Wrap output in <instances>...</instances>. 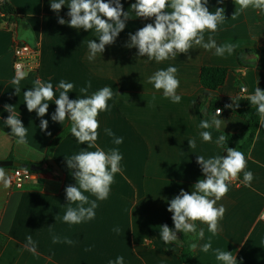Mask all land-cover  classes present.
I'll return each instance as SVG.
<instances>
[{"label": "crops", "instance_id": "1", "mask_svg": "<svg viewBox=\"0 0 264 264\" xmlns=\"http://www.w3.org/2000/svg\"><path fill=\"white\" fill-rule=\"evenodd\" d=\"M9 1L21 14L30 17L16 29H0V162L37 165L41 170L34 173L23 189H15L9 181L12 168L4 167L8 186L0 181V264H115L118 256L124 258L123 264H178L182 249L175 241L162 240L160 226L172 217L167 211L171 199L181 189L191 192L192 185L204 178L197 157L224 156V149L216 143L219 136L243 134L247 130L243 118L228 113L216 117L221 120L219 129L214 125L202 129L200 123L213 119L216 112L211 108L213 100L229 98L233 107L240 109L256 87H264V69L260 68L262 62L264 65V11L251 6L242 10L235 0H208L209 11L223 8L225 19L214 33L205 30L204 40L207 42L211 36L217 45L233 44L234 52L217 56L214 49L205 50L194 44L188 53H178L175 58L157 63L138 57L135 47L125 46L129 33L135 34L147 23H154V18L137 17L131 0H120L129 16L125 29L113 44L105 46L103 53L89 61L88 42H99L95 29L78 30L68 23H58L59 18L70 20L67 15L70 0H64L59 13L50 7L51 2L59 0ZM16 42L37 51V59L24 69L19 85L12 83L17 75L13 52ZM169 66L178 69L179 103L164 97L163 90L157 91L148 82L157 70ZM204 66L230 69L226 83L216 91L204 89L200 82ZM37 79L51 82L56 93L51 101H45L49 108L44 117L29 112L24 101L23 93L34 87ZM61 80L74 85L68 93L71 100L90 97L104 87L111 88L108 109L97 117L100 127L95 144L106 153L116 149L122 156L121 171L114 174L106 200L84 193L89 198L84 207H90L93 200L97 207L93 219L79 224L63 221L67 208L79 204L69 205L66 199V187L76 186L72 174L75 170L68 168L66 158L81 150L95 151L96 147L87 148L69 133L54 155L47 157L51 143L71 124L68 119L63 124L51 119ZM16 87L20 88L19 93ZM85 87L88 92L81 93L80 89ZM6 104L14 106V114L27 128L26 144H18L17 137L4 123L10 114L4 108ZM42 119L48 121L46 131L40 128ZM105 129L111 130L112 135ZM203 131L211 133V141L203 140L200 135ZM116 138H123V142L116 144ZM189 140L195 141V148H189ZM245 158L244 171H251L254 176L251 186L244 185V172L236 178L239 186L231 180L227 182V194L215 205L226 209L216 234L208 231L207 224L196 221L197 232L203 229L204 235L197 236L193 264H224L216 259V249L232 252L237 264H264L261 124ZM28 236L35 243V253L25 248ZM53 237L57 242H53ZM206 243H211L208 252L202 251Z\"/></svg>", "mask_w": 264, "mask_h": 264}, {"label": "clouds", "instance_id": "2", "mask_svg": "<svg viewBox=\"0 0 264 264\" xmlns=\"http://www.w3.org/2000/svg\"><path fill=\"white\" fill-rule=\"evenodd\" d=\"M222 2V0H219ZM208 0H136L131 8L135 10L137 17L145 19L154 18V23H147L145 26L135 32L129 33V42L126 47L138 49V57H147L148 60H155L157 63L168 60L169 57L175 58L179 53H188L193 45H199L205 50H215L217 56H224L225 53L231 55L235 50L233 44L217 45L215 39L211 36L207 42L204 40L205 30L215 32L218 24L224 19V9L216 8L215 12H210L206 6ZM235 4L240 9H247L249 6L264 11V0H235ZM64 0L51 2L50 7L54 12L59 13L64 6ZM69 11L67 15L69 21L63 18L58 19L61 25L68 23V26L74 29H83L85 31L95 29L99 34L98 41L88 42L89 55L88 60L95 59L98 53H103L106 45L115 42L119 33L126 27V21L129 19L128 12L124 11L120 0H70L67 5ZM170 9V11H169ZM235 15V13H234ZM234 15L232 17H234ZM18 71L12 83L19 85L24 78V73ZM178 69L175 66H169L166 69L157 70L149 77L148 82L153 84L159 91L163 90V95L170 98L173 103H179L181 96L177 94L180 81L176 77ZM74 85L61 80L58 84L59 97L55 99V112L51 116L54 122L63 124L65 119L71 122L70 133L80 144H86L87 148L96 147L95 142L98 138V128L100 127L97 117L100 112L108 109V100L112 98V90L104 87L94 93L92 96H84L75 100L69 99L68 93L72 91ZM88 87H91L89 82ZM88 87L81 88V93H87ZM19 93L20 88H15ZM24 101L29 112L35 111L39 117H44L48 112L49 103L56 95L51 82H43L37 79L34 87L23 93ZM252 106H255L256 112L260 117V124L264 126V90L256 87L254 94L249 96ZM239 107V104L235 105ZM226 107H233L232 104ZM5 110L10 114L4 123L11 129V133L17 137L18 144H26L27 128L22 121L14 114L13 105H5ZM221 109L217 108L213 119L201 121L200 127L208 129L213 125L219 129L221 120L217 119L221 114ZM42 131L48 128V121L42 119L40 122ZM108 135H112L111 130L105 129ZM51 135L50 132L47 133ZM203 140L208 142L212 140L209 131L200 133ZM227 137L220 135L216 143L225 145ZM116 144H121L123 138H116ZM189 148H195V141L189 140ZM227 155L215 156L205 159L200 155L197 157V164L201 166L204 178L199 179L192 185V191L183 189L178 195H175L169 202L167 211L172 213V221L175 231L170 229L167 224L160 226V237L165 243L177 240V232L195 233L199 238H203L204 230L200 229L197 233L196 221L208 225V231L216 234L219 231V221L222 219L226 209L221 205L216 207V202L224 197L228 190V181L236 179L240 172H244L243 183L250 187L254 176L251 171H244L246 168V158L242 151L237 148L226 147ZM66 158V157H65ZM121 154L113 149L106 153L99 147L95 151L81 150L78 154L66 158L69 169L75 170L72 174L76 180V186L69 185L65 189L68 204L79 202L76 208L69 206L63 221L71 224H79L83 220H91L95 217L94 209L97 207L96 201H91L90 207H84L89 204L88 196L85 192L91 193L98 200H106L109 196L110 186L114 182V174L121 171ZM0 181L8 186L6 172L4 167H0ZM51 227V226H50ZM119 232V229H116ZM25 248L35 253L36 247L31 236H28ZM53 242L57 238L53 237ZM71 243V241H67ZM196 244H191L192 249ZM211 243L202 246V251L208 252ZM216 259L223 261L224 264H237L236 257L229 251L216 249ZM124 258L118 256L115 264H123ZM111 264V262H110Z\"/></svg>", "mask_w": 264, "mask_h": 264}, {"label": "trees", "instance_id": "3", "mask_svg": "<svg viewBox=\"0 0 264 264\" xmlns=\"http://www.w3.org/2000/svg\"><path fill=\"white\" fill-rule=\"evenodd\" d=\"M136 0H131L130 4H134ZM30 15L21 14L14 5L9 0H0V29H16L17 26L21 24L25 19L29 18ZM150 19V18H148ZM261 69H264L263 62L260 65ZM230 69L221 68V67H211L204 66L201 69L200 73V82L204 89L209 91H216L222 87L227 80ZM264 90V87L261 88ZM232 104L233 101L229 98H220L213 100L211 108L216 111L217 108H220L223 113L234 114L243 118L247 122V130L243 134H228L224 133L227 137L225 145L221 146L226 153V147L237 148V150L242 151L247 157L250 154L254 140L256 138L257 132L260 127V117L256 112L255 106L251 105L249 99L246 101V104L243 108L236 109L234 107H226V105ZM71 124L51 143L47 151V157H52L56 148L59 144L66 138L70 133ZM239 140H244L243 143L239 146L235 143ZM13 169V168H12ZM170 229L175 231L174 223L172 218H169L166 222ZM196 224V230L197 223ZM198 231V230H197ZM198 233V232H197ZM177 240L175 241L182 249L180 255V262L182 264H193V257L195 254L194 249L190 247L191 244H196L197 235L195 233L185 234L183 232H177Z\"/></svg>", "mask_w": 264, "mask_h": 264}, {"label": "built area", "instance_id": "4", "mask_svg": "<svg viewBox=\"0 0 264 264\" xmlns=\"http://www.w3.org/2000/svg\"><path fill=\"white\" fill-rule=\"evenodd\" d=\"M15 62L14 70L18 71L17 66H19V71H24V69L31 65L32 61L37 59V51L28 44L16 42L13 48ZM244 92L245 89H242ZM220 109V108H219ZM221 112L220 115H222ZM35 172L31 171L29 168H13L10 174V184L15 189H23L26 184L32 179ZM232 184L239 186L240 183L237 179L231 180ZM178 264H182L179 262Z\"/></svg>", "mask_w": 264, "mask_h": 264}, {"label": "water", "instance_id": "5", "mask_svg": "<svg viewBox=\"0 0 264 264\" xmlns=\"http://www.w3.org/2000/svg\"><path fill=\"white\" fill-rule=\"evenodd\" d=\"M0 167H8V168H29L33 172H38L41 170L40 166L37 165H27V164H22L19 162H14V161H2L0 162Z\"/></svg>", "mask_w": 264, "mask_h": 264}]
</instances>
